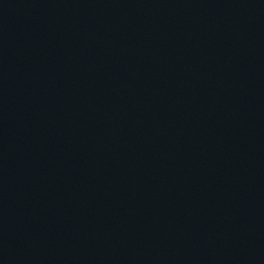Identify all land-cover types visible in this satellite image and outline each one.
<instances>
[{
    "label": "water",
    "instance_id": "obj_1",
    "mask_svg": "<svg viewBox=\"0 0 264 264\" xmlns=\"http://www.w3.org/2000/svg\"><path fill=\"white\" fill-rule=\"evenodd\" d=\"M0 264H264V0H0Z\"/></svg>",
    "mask_w": 264,
    "mask_h": 264
}]
</instances>
